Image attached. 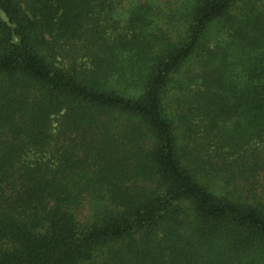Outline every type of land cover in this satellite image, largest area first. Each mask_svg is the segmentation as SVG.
<instances>
[{
  "label": "trees",
  "instance_id": "obj_1",
  "mask_svg": "<svg viewBox=\"0 0 264 264\" xmlns=\"http://www.w3.org/2000/svg\"><path fill=\"white\" fill-rule=\"evenodd\" d=\"M0 264H264V0H0Z\"/></svg>",
  "mask_w": 264,
  "mask_h": 264
},
{
  "label": "rangeland",
  "instance_id": "obj_2",
  "mask_svg": "<svg viewBox=\"0 0 264 264\" xmlns=\"http://www.w3.org/2000/svg\"><path fill=\"white\" fill-rule=\"evenodd\" d=\"M56 123V120H54V124ZM85 210V209H84ZM84 212V211H83Z\"/></svg>",
  "mask_w": 264,
  "mask_h": 264
}]
</instances>
